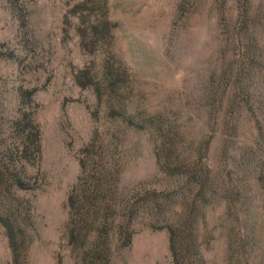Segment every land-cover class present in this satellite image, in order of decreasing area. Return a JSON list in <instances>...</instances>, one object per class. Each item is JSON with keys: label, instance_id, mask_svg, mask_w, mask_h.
<instances>
[{"label": "rangeland", "instance_id": "1", "mask_svg": "<svg viewBox=\"0 0 264 264\" xmlns=\"http://www.w3.org/2000/svg\"><path fill=\"white\" fill-rule=\"evenodd\" d=\"M79 1L0 0V168L29 187L9 182L0 191V214L18 236L17 264H81L80 249L67 238V200L81 175V152L96 135L97 148L123 166L119 190L134 192L132 202L143 188L178 186L159 172L149 136L99 113L93 88L75 83L79 70L99 72L110 55L130 76L132 110L186 127V144L210 166L211 180L233 178L239 186L231 203L219 195L199 214L196 264H264V186L244 173L259 145L257 119L247 116L237 131L224 130L206 100L226 69L237 72L239 48L249 43L260 58L246 82L264 105V0H106L114 43L94 54L81 48L73 14ZM232 82L222 89L231 92ZM24 114L38 129L39 149L35 136L25 139L29 123L16 126ZM148 222L141 215L130 246L114 229L103 264H175L169 233ZM0 264H15L1 223Z\"/></svg>", "mask_w": 264, "mask_h": 264}, {"label": "trees", "instance_id": "2", "mask_svg": "<svg viewBox=\"0 0 264 264\" xmlns=\"http://www.w3.org/2000/svg\"><path fill=\"white\" fill-rule=\"evenodd\" d=\"M73 14L79 20L77 31L81 48L85 52L94 54L99 49L112 48L115 26L110 21L106 0H80ZM259 58V48L253 44L248 43L243 49L239 48L236 57L237 72L226 69L220 76L218 86L210 87L206 100L210 106L209 111L218 115L224 130L227 128L228 131H237L240 121L247 116L257 119L256 140L259 145L246 159L248 169L244 173L253 175L264 186V105L258 102L256 92L246 82L254 73ZM113 60L114 56H108L99 72L91 66L79 70L74 77L75 83L82 89L93 88L99 113L104 109V114L110 120L148 135L154 145L159 172L165 178L175 181L178 186L176 190L161 192L143 188L132 202L134 192L131 197L130 193L119 190L123 166L115 160L112 152H107L102 146L97 148L96 135L85 148L86 152H81V175L68 195V242L74 250L79 248L81 251L77 263L109 262L110 233L114 229L118 230L125 245L130 246L137 231L135 224L142 215L145 220L149 219L146 224L149 228L169 233L170 251L175 264H196L198 260L201 261L197 229L199 214L206 209L207 201L215 200L219 195L224 197L227 205L231 203L230 199L239 186L233 178L220 181L219 184L217 180H211L213 171L210 166L202 164L201 159L196 161L197 151L186 144V127L180 126L164 114L151 115L132 110L130 76L120 66L116 67ZM230 82L231 92L227 93L222 86ZM28 94L31 95V92ZM97 112L92 114L96 121L99 119ZM22 117L25 118H20L16 126L20 127L22 122H28L30 130L25 139L30 140L35 136L39 149L38 129L33 126L30 117L26 114ZM25 144L26 141L22 144V154L27 156ZM202 151L203 149L199 152ZM9 182L19 189H29L16 174L4 173L0 168V191L5 190L4 186H10L7 185ZM191 190L196 191L194 196ZM175 194L177 200H174ZM192 196L193 202L189 204ZM0 223L6 228L17 264V250L20 246L13 222L0 214Z\"/></svg>", "mask_w": 264, "mask_h": 264}]
</instances>
